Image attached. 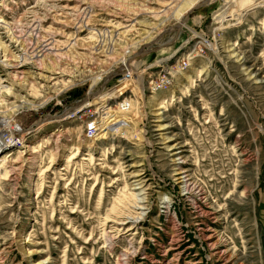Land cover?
<instances>
[{"label": "rangeland", "instance_id": "374dc122", "mask_svg": "<svg viewBox=\"0 0 264 264\" xmlns=\"http://www.w3.org/2000/svg\"><path fill=\"white\" fill-rule=\"evenodd\" d=\"M193 1L0 0V124L29 132L0 157V264H262L264 0ZM199 39L206 55L145 93L137 122L114 114L92 142L74 112L44 122Z\"/></svg>", "mask_w": 264, "mask_h": 264}, {"label": "built area", "instance_id": "2783aa9c", "mask_svg": "<svg viewBox=\"0 0 264 264\" xmlns=\"http://www.w3.org/2000/svg\"><path fill=\"white\" fill-rule=\"evenodd\" d=\"M33 24L34 26L31 29V34L26 43V51L29 52L28 54H30V56H41L40 54L44 49L40 44V22H33ZM209 46V42L202 41V39H199L198 42L194 44H191L190 41L185 42L181 49L177 51V53H182L181 56L175 59L176 55H174L173 57L167 58L168 60L166 62H159L161 64L148 68L154 72L150 73L147 78L141 79L143 76L138 77L131 71L122 69V67L119 68V76L114 79V86L108 91H115V97L107 99L99 97V101L90 103L89 106L82 110L74 112L67 120L80 123L84 139L89 142L96 141L101 133L108 131V127L109 129L114 127L111 126V122H113L111 120L114 114L126 115L131 121L137 122V120H140L139 111L142 108L140 106L141 97H143L145 93H149L150 95L168 94L173 86L174 77L186 73L195 60L201 59L206 55ZM172 59H174V62L170 64ZM113 74L114 72L111 75ZM97 94L88 92L83 100L77 101L74 107L69 108V110L76 109L86 101L91 102L94 98L93 96H97ZM66 112L67 110L65 109L60 116ZM2 135L3 139L0 142V153L8 148L21 147L19 139L16 137L10 138L11 135L8 131L4 130L0 124V136ZM177 242L183 244L184 239L177 240ZM185 243H187V240Z\"/></svg>", "mask_w": 264, "mask_h": 264}, {"label": "bare ground", "instance_id": "6f19581e", "mask_svg": "<svg viewBox=\"0 0 264 264\" xmlns=\"http://www.w3.org/2000/svg\"><path fill=\"white\" fill-rule=\"evenodd\" d=\"M211 1H213V0H194L193 1V3H190L191 5L189 6V8L187 9V8H185V9H187V10H185V11H183V12H188V11H190L192 8H195V7H197L198 5H200V4H204V3H209V2H211ZM141 11V10H140ZM182 14V13H181ZM185 14H187V13H185ZM184 14V15H185ZM177 18V17H176ZM184 19V18H183ZM181 20V19H180ZM184 24L183 23H181V26H183ZM59 56V55H58ZM233 56V55H232ZM25 57V58H24ZM24 57H23V59L21 58V64L22 65H29L30 63H32V60H33V58H35V57H29V56H27V55H25L24 54ZM63 71V70H62ZM14 79V78H13ZM1 88V87H0ZM2 89V88H1ZM3 90V89H2ZM4 90H6V88H4ZM8 91V90H7ZM6 92V91H5ZM9 94H10V91H9ZM33 94H34V92H33ZM35 95V94H34ZM94 100V99H93ZM21 105H18V106H16L15 107V109H17V110H20V109H22V110H30V109H32L33 107H32V105L31 104H29V103H26V101H22L21 103H20ZM90 105V103L88 102V101H86V102H84L82 105H80L79 107H77L76 109H72V110H69V111H67V112H69L70 113V111L71 112H76V110L77 109H79V110H82L83 108H85V107H87V106H89ZM159 109H162V107H159ZM65 113V114H63L62 116H58V117H53L52 119H49V121H47V122H51V121H55V122H60V121H63V120H65V119H67V118H64L63 119V117L64 116H66V115H68L69 113ZM160 120V119H159ZM7 125H9V126H7ZM11 125H13V124H5V126L4 127H9V130L10 131H8V133L11 135V137L10 138H14V137H16V138H18L19 139V141L21 142V143H23V141L25 140V137H26V134H29V132L28 131H25V130H21L18 126H11ZM166 128L167 127H161V129H160V131H164V130H166ZM168 129V128H167ZM2 139H3V135L2 136H0V142L2 141ZM4 154V153H3ZM2 156V152L0 153V157ZM0 162H1V160H0ZM8 171L6 172L5 171V169H4V167L3 166H1L0 165V179H6V177L8 176ZM181 179H183L182 180V183L183 184H185V187L187 188V187H192V189H198V187H197V185L195 186V185H192V184H190V182H189V179L188 178H186V177H184V178H181ZM199 191V190H198ZM201 193H202V191H201ZM200 193V194H201ZM140 210V209H139Z\"/></svg>", "mask_w": 264, "mask_h": 264}, {"label": "water", "instance_id": "95a60500", "mask_svg": "<svg viewBox=\"0 0 264 264\" xmlns=\"http://www.w3.org/2000/svg\"><path fill=\"white\" fill-rule=\"evenodd\" d=\"M198 7H200V5H198V6L195 7V8H192V9L190 10V13H193V12L196 10V8H198ZM183 24H184V22H183ZM166 46H168V44H167ZM157 50H158V49H157ZM157 50H156V51H157ZM153 52H155V50L149 51L148 54H151V53H153ZM118 76H119V71H117V72H116L115 74H113L112 76H109V77L107 78V80H106V83H109V81L116 79ZM50 118H51V117L46 118V119L44 120V122H45V121H48ZM42 124H43V121L40 122L39 125H42Z\"/></svg>", "mask_w": 264, "mask_h": 264}, {"label": "crops", "instance_id": "0c3cea01", "mask_svg": "<svg viewBox=\"0 0 264 264\" xmlns=\"http://www.w3.org/2000/svg\"><path fill=\"white\" fill-rule=\"evenodd\" d=\"M262 223L264 224V216L262 217ZM261 260H262V264H264V232H263V244H262Z\"/></svg>", "mask_w": 264, "mask_h": 264}]
</instances>
